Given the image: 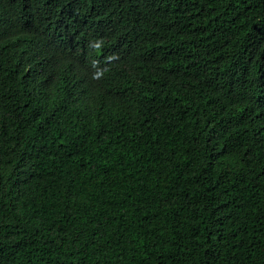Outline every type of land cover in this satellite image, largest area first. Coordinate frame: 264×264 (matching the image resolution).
<instances>
[{
    "label": "trees",
    "instance_id": "1",
    "mask_svg": "<svg viewBox=\"0 0 264 264\" xmlns=\"http://www.w3.org/2000/svg\"><path fill=\"white\" fill-rule=\"evenodd\" d=\"M0 264H264V0H0Z\"/></svg>",
    "mask_w": 264,
    "mask_h": 264
}]
</instances>
